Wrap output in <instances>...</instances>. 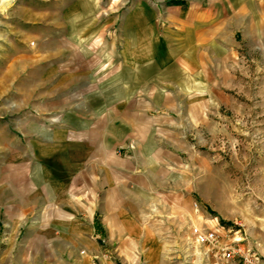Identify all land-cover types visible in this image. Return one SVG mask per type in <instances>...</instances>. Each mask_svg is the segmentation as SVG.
<instances>
[{
	"label": "crops",
	"instance_id": "1",
	"mask_svg": "<svg viewBox=\"0 0 264 264\" xmlns=\"http://www.w3.org/2000/svg\"><path fill=\"white\" fill-rule=\"evenodd\" d=\"M171 1L73 23L85 39L62 66L49 62L43 106L0 168L7 251L37 264H153V216L179 195L187 137L210 123L220 92L211 70L224 20L252 0Z\"/></svg>",
	"mask_w": 264,
	"mask_h": 264
},
{
	"label": "rangeland",
	"instance_id": "2",
	"mask_svg": "<svg viewBox=\"0 0 264 264\" xmlns=\"http://www.w3.org/2000/svg\"><path fill=\"white\" fill-rule=\"evenodd\" d=\"M151 2L162 10V2ZM260 2L250 1L245 12L233 7L224 20L211 70L221 93L211 104L210 123L187 137L190 147L182 153L177 172L179 195H168L173 201L167 213L153 216L161 220L156 224L160 241L153 264H215L210 248L197 245L192 234L194 228L212 227L219 230L221 245H243L264 261V3ZM133 5L134 0H0V168L23 138L22 124L31 119L34 108L43 106L44 100L35 96L45 89L37 83L47 80L44 71L49 62L56 60L62 66L70 46L79 48L76 39H85L73 35V23L84 27L95 15L98 24L106 26L111 16L122 17ZM50 49L58 53L49 54ZM3 230L0 216V264L38 263L7 251Z\"/></svg>",
	"mask_w": 264,
	"mask_h": 264
},
{
	"label": "built area",
	"instance_id": "3",
	"mask_svg": "<svg viewBox=\"0 0 264 264\" xmlns=\"http://www.w3.org/2000/svg\"><path fill=\"white\" fill-rule=\"evenodd\" d=\"M194 242L199 246H208L209 253L215 264H264L253 251L243 245L227 246L220 244V233L216 228L192 230ZM246 242V238H241Z\"/></svg>",
	"mask_w": 264,
	"mask_h": 264
}]
</instances>
